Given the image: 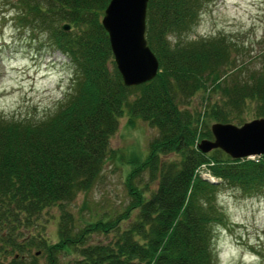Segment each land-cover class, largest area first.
<instances>
[{
    "label": "trees",
    "instance_id": "16d2710c",
    "mask_svg": "<svg viewBox=\"0 0 264 264\" xmlns=\"http://www.w3.org/2000/svg\"><path fill=\"white\" fill-rule=\"evenodd\" d=\"M108 1L17 0V22L44 34L72 75L51 112L0 116V264H213L218 191L264 192V154L233 159L197 149L212 138L210 123L241 125L245 112L249 120L264 118V50L248 65L224 35L189 39L209 0H148L144 37L158 71L127 87L100 24ZM199 91L203 107L191 108ZM123 116L130 126L139 119L154 130L142 153L122 157L109 147ZM111 157L126 166V204L76 218L68 205ZM52 208L55 240L41 233V216ZM61 253L74 256L63 262Z\"/></svg>",
    "mask_w": 264,
    "mask_h": 264
},
{
    "label": "rangeland",
    "instance_id": "374dc122",
    "mask_svg": "<svg viewBox=\"0 0 264 264\" xmlns=\"http://www.w3.org/2000/svg\"><path fill=\"white\" fill-rule=\"evenodd\" d=\"M19 11L17 0H0V116L39 118L62 99L72 70L68 60L47 45L44 34L17 22ZM186 34L189 39L224 35L240 50L238 60L256 65L258 53L264 50V0H209ZM203 95V91L194 93L189 106L201 109ZM244 115L246 122L251 115ZM154 134L141 120L136 119L130 126L123 116L109 138V147L122 157L137 155L145 150ZM125 171L122 161L108 158L99 179L88 191L78 193L67 208L81 220L121 210L127 201L123 187ZM206 174V170H199L201 177ZM216 202L222 223L212 227L213 264H264V192L245 195L223 187L216 194ZM56 211L52 208L41 216V233L51 240L56 239V226L50 217ZM30 230L35 231L33 227ZM59 256L65 262L74 255Z\"/></svg>",
    "mask_w": 264,
    "mask_h": 264
},
{
    "label": "water",
    "instance_id": "95a60500",
    "mask_svg": "<svg viewBox=\"0 0 264 264\" xmlns=\"http://www.w3.org/2000/svg\"><path fill=\"white\" fill-rule=\"evenodd\" d=\"M147 1L109 0L100 18L113 62L127 87L151 80L158 71V61L144 37ZM62 27L68 29L67 25ZM209 131L212 139H202L197 144L201 152L219 149L233 159L264 154V118L239 126L215 122Z\"/></svg>",
    "mask_w": 264,
    "mask_h": 264
}]
</instances>
